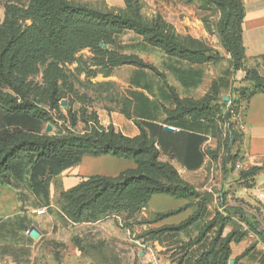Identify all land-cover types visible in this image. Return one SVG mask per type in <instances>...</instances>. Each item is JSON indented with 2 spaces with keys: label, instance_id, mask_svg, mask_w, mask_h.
<instances>
[{
  "label": "rangeland",
  "instance_id": "obj_1",
  "mask_svg": "<svg viewBox=\"0 0 264 264\" xmlns=\"http://www.w3.org/2000/svg\"><path fill=\"white\" fill-rule=\"evenodd\" d=\"M66 1L64 10L61 6L66 5L57 0H34L30 6H1L4 7L0 20L1 123L6 114L30 111L42 116L40 135L45 137L93 136L96 131L101 132L104 127L100 124V112L122 102V86L111 79L116 66L109 64L116 58L113 43L120 34L108 28L113 25L112 16L117 17L115 25L174 27L179 17L177 11L190 12L210 34L205 46L211 60L205 67L212 82L203 86V91L210 88L211 95L219 77L229 71L218 106L210 115L212 130L204 151L214 161L219 174L238 169L244 158L240 124L245 109L243 101L253 91L264 89V83L256 87L248 77L253 71L264 75L255 66L246 65L245 59L239 61L238 70L234 69L235 62L219 32L230 12L228 35L232 31L239 35L241 0H131L125 6L111 5L108 0ZM120 37L131 42L143 36L131 30ZM190 47L199 48V44L190 42ZM130 52L134 50L128 48L126 54ZM240 70L241 80L236 77ZM223 94L231 97V104L222 98ZM29 138L35 139L34 135ZM26 148H21L17 159L22 162L21 179H14L20 185L23 183V189L31 187ZM217 178L215 172L212 181L216 182ZM162 180L166 182L165 178ZM97 186L101 185L90 183L79 193L65 190L59 184L54 186L53 206L45 213L52 233L35 248L34 264H194V257L208 250L218 235L223 226L221 218L224 222L227 219L231 229L247 233L245 238H249L250 245L264 246V198L260 191L255 190V203L249 207L239 197L240 205L231 209L223 208L226 201L221 200V191L216 187L202 197L197 193L205 212L199 218L200 223L194 225L193 233L204 234L205 244L190 246V240L195 238L189 233L190 227L180 232L158 231L162 226H157V215L150 211L149 200L132 184L112 183L98 201L85 207ZM184 209L176 208L175 214ZM258 250L239 264L259 262L255 257Z\"/></svg>",
  "mask_w": 264,
  "mask_h": 264
},
{
  "label": "crops",
  "instance_id": "obj_2",
  "mask_svg": "<svg viewBox=\"0 0 264 264\" xmlns=\"http://www.w3.org/2000/svg\"><path fill=\"white\" fill-rule=\"evenodd\" d=\"M108 1L111 5H126L125 0ZM29 2L30 0H0V20L4 15V7H1L3 4L4 6L12 3L28 6ZM242 3L244 13L241 26L245 46V64L250 67L255 66L264 75L262 59L264 55V0H242ZM177 13L179 17L173 27L176 35L183 40L190 36L197 42L207 45L210 34L203 23L190 12L177 11ZM127 31L131 30L126 29L122 34ZM120 34L117 35L115 46L117 54H126L128 48H132L134 52L128 54L135 55L148 65L124 64L114 67L116 72L111 79L118 81L122 86V102L113 109L102 110L100 124L106 129L112 127L116 132L130 138L140 136L141 128H144L148 137L155 140L160 148V159L172 163L180 176L201 196H204L203 194L207 191H213L214 187L221 191L219 192L221 200L226 201L223 208L229 206L231 209L240 205L239 197L244 198L245 200H241L249 207L250 204L255 203L253 197L255 190L262 192L264 198V90L250 94L243 101L245 109L241 113L240 123L244 144L242 169L247 170L253 166H260L262 169L246 177L239 169H230L226 170V173L219 174L214 161L206 154L200 166L188 169L181 162L172 159L169 153L162 149L159 137L163 132L160 127L162 126L163 130L167 131L165 126L169 125L167 123L169 118L178 122L184 121L190 126L194 125L196 133L206 137L202 145L204 151V144L208 141L212 130L209 126L210 115L215 112V109L211 108V113L205 109L201 115V112L194 114L187 112V109L189 106L197 105L210 92V88L203 91V86L212 82L210 72L205 67L210 62L190 64L187 60L170 56L160 47L147 42L144 37L130 42L123 40ZM184 71H191L193 83L195 82L196 85L188 87L183 83L181 76ZM241 73L243 72L240 70L236 74L240 80L242 79ZM238 83L242 82L238 81ZM225 97L226 94H223L224 100ZM182 101L183 104L180 106ZM218 101H213L211 106ZM177 108L183 109L182 112L186 114H177ZM133 168H136L134 160L113 155H85L80 163L67 168L52 179L50 204L42 196L37 195L31 187L24 188V190L21 186L22 181L20 185L14 180L21 179L19 178L22 176L20 173L10 172L8 178L12 184L0 181V264H34V257L37 255L35 248L40 241L45 240L52 233L48 230V217H45V213L40 214L39 209L40 206L47 209L53 206V189L56 184L69 190L78 185L83 178L93 175L117 176ZM215 172L219 178L213 182ZM200 199V197L185 198L154 194L148 201V207L155 214L184 207L183 211L161 218L156 223L158 227L176 225L198 211ZM211 207L212 205H209V208ZM197 223L189 228L192 238L198 234V231L193 233L195 230L193 227ZM33 226L40 231L38 238L32 237L29 233ZM225 230L226 233L231 231L229 225ZM248 240L249 238H244L239 243H231V261L241 256L250 247L251 243H248ZM257 248L259 250L255 257H258L259 262L256 264H264V246L255 245L252 253L246 257L253 255V251Z\"/></svg>",
  "mask_w": 264,
  "mask_h": 264
},
{
  "label": "trees",
  "instance_id": "obj_3",
  "mask_svg": "<svg viewBox=\"0 0 264 264\" xmlns=\"http://www.w3.org/2000/svg\"><path fill=\"white\" fill-rule=\"evenodd\" d=\"M33 1L34 0H30L28 6H30ZM57 1L63 2L64 5H66L65 2H67L66 0ZM129 1L131 0H125L126 5ZM7 5L9 8L20 6L13 3ZM67 5L61 6V8L64 10ZM240 10L241 13L239 15V25L237 28L239 35L237 36L234 31L230 33L231 36L228 35L230 12L227 13L226 22L223 23L219 31L223 44L229 51L232 60L236 63H234V69L236 70L239 69V61H243L245 59V46L241 26L244 13L242 0ZM112 17L114 19V21L111 22L113 25H110L108 28L112 31H119L118 34L122 33L126 29L133 30L135 33L142 35L147 42L160 47L170 56L187 60L190 64L210 62L211 60L208 53V47L200 42H197L192 37L185 40L179 38L173 27H149L144 26L141 23L131 25H115L117 17ZM126 23L127 22H123V24ZM230 38H232V40H230ZM114 39L115 41L113 46H116L117 35ZM190 42L199 44V48L190 47ZM203 45L205 47H201ZM107 46L109 47L110 45ZM113 53L116 55V58L111 59L109 64L112 66L124 64H135L139 66L148 65L135 55L117 54L116 51ZM2 54L3 53L0 54V75L3 69ZM262 59L264 62V55L262 56ZM224 72L225 75L220 76L218 82L215 83V87L211 92L212 94H208L197 105L189 106L187 112L194 114H199L201 112V115L202 111L204 112L205 109L208 110V113H211V108L218 106V102H216L213 106L211 105L213 101H218L220 99L221 90L227 84L225 76L229 74V71L227 70ZM248 77L254 81L256 87L259 84L264 83V76L258 75L255 71H253ZM181 78L183 83L188 87L196 85L195 82V84L193 83L191 71L182 72ZM1 81L2 80L0 79V84ZM262 90L264 89H257L251 94ZM182 104L183 101L180 102V106ZM180 108H177V114H186L182 112L183 109L181 110ZM194 118L197 119L198 117L194 116ZM167 123L180 128V130L167 132L163 130L162 126L160 127L163 132V134L159 137L162 149L169 153L172 159H176L181 162L188 169H195L200 166L205 156V152L202 150V145L205 142L206 137L197 134L194 125H187L184 121L178 122L169 118ZM0 124V154L3 153V156H0V181L12 184L11 181H7L9 173L16 171L21 174L22 171L20 169V165L22 162H18L17 159L19 158L21 148L27 147L25 151L29 153V169L27 171L29 173L28 183L33 191L37 195L46 199V201H49L50 184L52 179L60 175L67 168L80 163L85 155H113L118 158L130 159L136 162V168L128 169L117 176H89L87 178H83L78 185L69 189L72 192L74 191L79 193L84 191L90 183H98L101 185L95 188L96 193L85 202V207L98 201L101 195L112 187V183H120L122 186L132 184L144 194L145 199L147 200H149L154 194H167L174 197L185 198L200 196L197 194L198 192L180 176L178 170L172 163L160 159V148L156 145L155 140L148 137L144 128H141L140 136L135 138H130L120 132H116L112 127L108 129L101 128V132L96 131L93 136L80 135L66 138L45 137L40 135L43 129L42 116L30 111H14L6 114L3 117V122H0ZM209 124L211 128V123ZM31 135H34V140L29 138ZM17 141H19L18 144ZM13 143L16 144L12 146ZM260 169H262V167L253 166L245 171H242V175L245 177L250 176L255 174ZM163 178H165L166 182H163ZM85 179L89 180L86 182ZM201 200L202 199H200V201ZM200 201L198 203V211L195 214L179 224L162 226V228L158 231H185L194 223L199 222V218H202L205 212V206H203ZM176 212H178V210L158 213L156 214L157 220L173 215ZM224 219L225 222L221 218L223 226L219 228L216 238L212 239L210 242L209 249L203 252L200 256H197L196 259L194 257V264L231 263V243H239L246 237L247 233L240 234L235 229H231V231L226 233L225 229L228 226V222L226 218ZM204 236L205 235L200 232L197 237L190 240L189 245H204ZM254 248L255 244L250 245V247H248L241 256L234 258V262L232 264H239L240 261L248 256Z\"/></svg>",
  "mask_w": 264,
  "mask_h": 264
},
{
  "label": "water",
  "instance_id": "obj_4",
  "mask_svg": "<svg viewBox=\"0 0 264 264\" xmlns=\"http://www.w3.org/2000/svg\"><path fill=\"white\" fill-rule=\"evenodd\" d=\"M225 100L227 101L228 100V97L226 96L225 97ZM63 104H66V102L64 101ZM48 131L51 130V127L49 126ZM165 130L169 131V132H174V129L172 128V126L168 125V126H165ZM29 233L32 237L34 238H38L40 236V231L35 227L33 226L30 230H29ZM143 255V254H142ZM234 260H232L231 262H233Z\"/></svg>",
  "mask_w": 264,
  "mask_h": 264
},
{
  "label": "built area",
  "instance_id": "obj_5",
  "mask_svg": "<svg viewBox=\"0 0 264 264\" xmlns=\"http://www.w3.org/2000/svg\"><path fill=\"white\" fill-rule=\"evenodd\" d=\"M227 102H228L229 104L232 103V99H231V97H228ZM170 126H172V125H170ZM172 128L174 129V131H178V130H180V128H178V127H176V126H172ZM242 167H243V164H242V163H238L237 168H238V169H242ZM261 196H263V194H261ZM46 212H47V208H45V207L39 209V213H40V214H44V213H46Z\"/></svg>",
  "mask_w": 264,
  "mask_h": 264
}]
</instances>
